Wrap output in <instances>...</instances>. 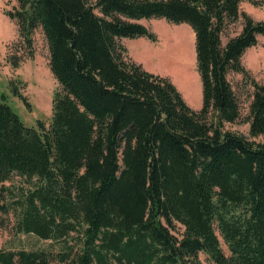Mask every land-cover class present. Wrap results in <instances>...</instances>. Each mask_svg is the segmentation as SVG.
<instances>
[{
  "label": "trees",
  "instance_id": "1",
  "mask_svg": "<svg viewBox=\"0 0 264 264\" xmlns=\"http://www.w3.org/2000/svg\"><path fill=\"white\" fill-rule=\"evenodd\" d=\"M244 1L264 5L17 0L6 14L29 45L42 28L61 89L49 126H27L0 95V213H13L18 234L49 241L0 247V264H203L201 253L216 264H264V143L224 130L241 117L228 76L249 77L242 58L264 35V21L240 10ZM240 17L241 32L223 44ZM152 18L194 29L201 109L168 77L127 58L119 40H155L139 22ZM251 84L257 137L264 83ZM12 91L29 106L17 85ZM15 175L26 184L18 191L7 184Z\"/></svg>",
  "mask_w": 264,
  "mask_h": 264
},
{
  "label": "rangeland",
  "instance_id": "2",
  "mask_svg": "<svg viewBox=\"0 0 264 264\" xmlns=\"http://www.w3.org/2000/svg\"><path fill=\"white\" fill-rule=\"evenodd\" d=\"M16 7H18L17 0H0V95L6 96L7 102L27 126L38 127L39 121L49 126L53 115V99L61 87L50 68V50L45 33L41 27L35 29L31 45L21 39L17 21L6 14L7 11L14 10ZM240 10L249 13L255 20L264 21V5L257 6L244 1L240 5ZM139 22L155 33L156 39L121 38L119 41L127 49V58L142 64L150 72L168 77L180 90L190 107L195 110L201 109L203 89L198 70L194 29L187 23H173L163 18L142 19ZM243 22V18L240 17L227 25L222 34L223 44L241 32ZM177 36L184 37L190 48L189 64L192 66L189 67L196 87L195 98L187 94L181 81L176 80L171 71L158 67L159 63L160 65L164 63L158 61L156 56L159 55L158 53L161 55L167 53ZM15 60L18 61L17 66L12 63ZM242 62L249 77L235 72H231L228 76L240 101L241 117L237 122L225 123L224 130L241 133L255 143H264V135L257 137L250 135L249 122L250 105L253 99L251 79L264 83V35H258V43L246 50ZM16 85L27 98L29 106L12 91L13 86ZM7 184L15 188L13 191L21 190L16 188L26 185L24 179L17 175L13 176ZM15 223L13 213H0V247H23L34 250L48 245L49 241H41L35 235L18 234L15 231ZM178 227L182 228L179 224ZM220 241L224 251L229 254L228 247L221 236ZM200 259L203 264H216L205 253L200 254ZM51 264L60 263L53 261Z\"/></svg>",
  "mask_w": 264,
  "mask_h": 264
},
{
  "label": "bare ground",
  "instance_id": "3",
  "mask_svg": "<svg viewBox=\"0 0 264 264\" xmlns=\"http://www.w3.org/2000/svg\"><path fill=\"white\" fill-rule=\"evenodd\" d=\"M167 51L163 55L158 53L159 55L156 56L158 61L160 60L164 63V65H160L159 63L158 67L164 68L168 72L171 71L175 75V79L181 81L182 87L186 89L187 94L195 98L196 87L194 78L190 74L189 66L192 65L189 64L190 48L187 41L184 37L177 36Z\"/></svg>",
  "mask_w": 264,
  "mask_h": 264
}]
</instances>
